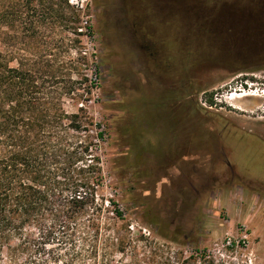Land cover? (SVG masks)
Listing matches in <instances>:
<instances>
[{
    "label": "rangeland",
    "instance_id": "374dc122",
    "mask_svg": "<svg viewBox=\"0 0 264 264\" xmlns=\"http://www.w3.org/2000/svg\"><path fill=\"white\" fill-rule=\"evenodd\" d=\"M38 2L36 29H8L10 65L20 55L49 60L60 81L69 74L66 108L83 106L91 134L103 132L91 151L103 175L102 237L139 238L132 258L100 250L95 264H156L142 253L144 238L164 244L158 253L173 264H264V209L220 203L236 184L264 194V183L240 176L228 147L248 131L264 139V0ZM242 235L245 244L222 246Z\"/></svg>",
    "mask_w": 264,
    "mask_h": 264
},
{
    "label": "trees",
    "instance_id": "16d2710c",
    "mask_svg": "<svg viewBox=\"0 0 264 264\" xmlns=\"http://www.w3.org/2000/svg\"><path fill=\"white\" fill-rule=\"evenodd\" d=\"M38 1L0 3V264H95L100 250L132 258L139 238L120 243L102 237L106 209L96 203V191L103 175L100 157L91 151L103 132L91 134L93 122L83 106L66 108L64 99L74 90L71 77L60 81L46 59L24 62L19 55L17 66L10 65L8 29H36ZM52 5L45 15L57 11ZM79 22L74 9L70 23L78 35ZM15 40L21 45V34ZM110 212L116 219L122 216L118 208ZM159 234L177 241L162 229ZM144 239L141 249L150 254L148 260L154 254L160 258L156 264H173L169 252L158 253L164 244Z\"/></svg>",
    "mask_w": 264,
    "mask_h": 264
},
{
    "label": "crops",
    "instance_id": "0c3cea01",
    "mask_svg": "<svg viewBox=\"0 0 264 264\" xmlns=\"http://www.w3.org/2000/svg\"><path fill=\"white\" fill-rule=\"evenodd\" d=\"M229 156L240 176L264 183V139L252 131L229 137ZM220 203L225 209H264V194L240 184L232 186L222 196Z\"/></svg>",
    "mask_w": 264,
    "mask_h": 264
},
{
    "label": "built area",
    "instance_id": "2783aa9c",
    "mask_svg": "<svg viewBox=\"0 0 264 264\" xmlns=\"http://www.w3.org/2000/svg\"><path fill=\"white\" fill-rule=\"evenodd\" d=\"M95 78V77H94ZM246 235H242L241 239H232L231 237H227L225 241L222 243L223 247H235L238 246L239 243L245 244Z\"/></svg>",
    "mask_w": 264,
    "mask_h": 264
},
{
    "label": "bare ground",
    "instance_id": "6f19581e",
    "mask_svg": "<svg viewBox=\"0 0 264 264\" xmlns=\"http://www.w3.org/2000/svg\"><path fill=\"white\" fill-rule=\"evenodd\" d=\"M245 95L243 93H232V95H229V97H227L228 99H234L237 96H242Z\"/></svg>",
    "mask_w": 264,
    "mask_h": 264
}]
</instances>
